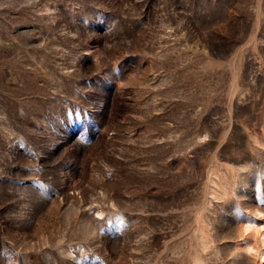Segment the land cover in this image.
I'll return each mask as SVG.
<instances>
[{
    "label": "rangeland",
    "instance_id": "obj_1",
    "mask_svg": "<svg viewBox=\"0 0 264 264\" xmlns=\"http://www.w3.org/2000/svg\"><path fill=\"white\" fill-rule=\"evenodd\" d=\"M264 0H0V264H264Z\"/></svg>",
    "mask_w": 264,
    "mask_h": 264
},
{
    "label": "bare ground",
    "instance_id": "obj_2",
    "mask_svg": "<svg viewBox=\"0 0 264 264\" xmlns=\"http://www.w3.org/2000/svg\"><path fill=\"white\" fill-rule=\"evenodd\" d=\"M263 255H264V253H263ZM264 257V256H263Z\"/></svg>",
    "mask_w": 264,
    "mask_h": 264
}]
</instances>
